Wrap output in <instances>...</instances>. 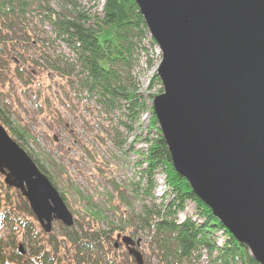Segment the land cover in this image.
<instances>
[{"label": "trees", "instance_id": "16d2710c", "mask_svg": "<svg viewBox=\"0 0 264 264\" xmlns=\"http://www.w3.org/2000/svg\"><path fill=\"white\" fill-rule=\"evenodd\" d=\"M51 1L0 0V124L59 191L51 173L28 147L35 139L12 122L5 91L8 77L2 78L9 72L8 76L22 81L45 70L52 74L56 86L49 88L58 98L68 100L71 107L85 102L97 106L114 148L123 151L129 137L140 136L145 148L134 152L129 146L138 159L128 183L121 186L108 180L129 211L110 220L105 210L94 208L91 198L78 192L86 201L87 217L97 225L104 223L105 228L91 229L78 220L70 227L59 223L58 238L37 227L27 200L7 186L0 174V264H116L105 251L115 231L147 238L156 264H197L203 255L210 264H258L173 169L152 110L153 97L139 92L134 73L141 61L146 69L153 67L157 48L134 0H103L94 11L79 0H55V10ZM156 86L161 83L154 72L148 88ZM21 92L27 94L28 89ZM50 93L49 89L37 93L38 108L55 101ZM144 114L149 115L148 130L137 135ZM158 171L164 173L166 186L159 196L155 194ZM59 193L67 205L65 194ZM106 195V204L113 209L114 196ZM188 202L195 203L198 219H179ZM218 230L225 233L221 244ZM69 251L73 258L65 262Z\"/></svg>", "mask_w": 264, "mask_h": 264}, {"label": "water", "instance_id": "95a60500", "mask_svg": "<svg viewBox=\"0 0 264 264\" xmlns=\"http://www.w3.org/2000/svg\"><path fill=\"white\" fill-rule=\"evenodd\" d=\"M134 2L160 53L162 91L151 106L173 169L264 264V0ZM0 174L45 233L54 221L74 224L59 191L1 124ZM117 238L143 264L139 240Z\"/></svg>", "mask_w": 264, "mask_h": 264}, {"label": "rangeland", "instance_id": "374dc122", "mask_svg": "<svg viewBox=\"0 0 264 264\" xmlns=\"http://www.w3.org/2000/svg\"><path fill=\"white\" fill-rule=\"evenodd\" d=\"M79 1L86 9L91 11L100 9L103 3V0ZM51 2L52 8L57 10V2L55 0ZM44 28L49 31L48 26ZM154 52L155 62L153 67L150 70L146 69L141 61L140 66L134 72L139 82V92L145 96L152 95V97L162 91L161 86H156L152 90L148 88L151 77L160 62L158 48H154ZM27 56L32 58V55ZM8 73H4L2 78L8 77L6 81L8 87L7 89L5 88V91L7 90L10 118L13 123L23 126L29 135L35 139L36 143L32 142L28 147L32 154L51 173L59 191L65 194L66 203L74 220L86 224L91 229H95L98 225H103V228H105L104 223L97 225L87 217L85 211L86 201H83L78 192L81 193L83 198H91L94 208L105 210L110 220L116 221L119 215L127 213L129 208L117 198V194L113 191L108 180L112 179L118 185L123 186L132 179L134 173L133 163L138 159L137 154L134 152H141L145 148V144L141 140L142 136L137 137V139L129 137L127 139V147L120 151L112 146L109 139V129L106 128L107 126H103L104 121L99 114L97 106L92 102H85V104L82 103L83 105L71 107L70 103L68 104V100L58 98L54 90L49 88L51 85L56 86L50 72L45 70H41L38 73L33 72L31 75H26L24 79L22 78V81L8 76ZM27 85H30V88H27ZM21 88L28 89V93H22ZM44 89L50 90V96L55 97V101H50L51 104L47 102V105L41 103V108H38L36 95L40 91L43 92ZM59 119L60 121H58ZM148 120L149 115L144 114L141 118V127L137 131V135L146 133ZM129 146L133 148L134 152L129 150ZM164 177L162 171L157 172V187L155 190L157 196L161 195L166 188ZM107 193L114 196L110 201L113 209H109L108 204H106V202H109ZM195 207V203L188 202L185 210L178 215L179 219L185 216L198 219L195 214ZM59 223L61 224L58 221L52 223L51 233L54 236L59 233ZM35 224L41 229L36 219ZM119 234L132 237L129 233L113 232L111 239L108 241L109 243H105L106 256L114 260L116 264H136L134 259L128 254L121 239L117 238ZM216 237L217 243L221 244L225 233L218 230ZM137 240H139V244L134 245V247L141 253L143 264H156L155 259L150 254L148 239L143 236L133 237L134 242ZM115 244H117L116 247ZM72 258L73 254L69 251L68 259L66 258L65 262L71 261ZM197 264L210 263L206 255H203Z\"/></svg>", "mask_w": 264, "mask_h": 264}]
</instances>
